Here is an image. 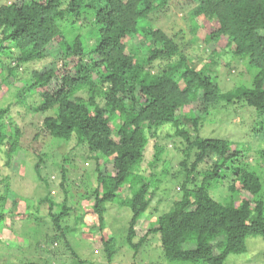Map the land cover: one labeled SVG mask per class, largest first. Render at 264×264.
<instances>
[{
  "label": "trees",
  "instance_id": "trees-1",
  "mask_svg": "<svg viewBox=\"0 0 264 264\" xmlns=\"http://www.w3.org/2000/svg\"><path fill=\"white\" fill-rule=\"evenodd\" d=\"M171 5L189 9L185 18L191 33L217 20L206 40L226 41L231 55L248 58V69L256 70L250 86L224 90L215 71L195 67L200 56L191 48L192 38L185 41L180 32L170 35L156 26ZM82 18L90 25L92 45L77 29ZM138 36L140 51L134 52L130 45ZM220 49L216 46L204 56L229 67ZM5 57L9 63L3 62ZM159 62L163 66L157 71ZM0 63L6 79L21 77L16 72L22 65H32L21 94L0 108V148L6 164L24 147L29 117L53 110L43 118V130L67 146H86L97 174L91 212L103 226L105 204L129 208L126 240L134 252L149 235L159 233L168 261L226 264L235 255L241 264H264V249L254 251L248 244L250 239L264 242V179L249 163L248 142L242 145L201 133L208 116L223 102L253 109L259 117L254 123L264 128V0H0ZM165 130L172 145L183 148L180 168L172 174L180 180L181 193L135 242L155 193L152 185L157 188L163 181L155 169L147 176L142 164L152 140L149 167L161 160L167 146L158 138ZM258 153L264 162V146ZM49 155L43 152L36 163L41 178V169L47 163L51 167ZM62 162L63 199L57 200L51 191L40 204L47 205L54 228L48 241L65 239L70 246L65 232L69 225L64 229L62 224L74 208L66 183L69 162L65 157ZM109 162L112 173L102 172ZM51 175L47 179L52 185ZM126 185L130 195L124 196ZM220 185L229 194L222 201L213 193ZM235 196L241 197L239 202ZM6 203L10 202L0 195V221L9 209ZM106 236L101 242L108 264H113L119 246L113 236ZM71 254L77 257L74 250Z\"/></svg>",
  "mask_w": 264,
  "mask_h": 264
},
{
  "label": "rangeland",
  "instance_id": "rangeland-1",
  "mask_svg": "<svg viewBox=\"0 0 264 264\" xmlns=\"http://www.w3.org/2000/svg\"><path fill=\"white\" fill-rule=\"evenodd\" d=\"M188 10H182L180 7L171 5L169 14L156 26L164 28L170 35L180 32L185 41L187 38H192L190 39L191 48L200 56L195 67L215 71L224 90L242 85L250 86L256 70L253 67L248 69V58L231 55L226 46V41L215 43L206 40L208 31L217 25L215 19L207 21L195 33L189 32L187 24L189 21L187 22L185 18ZM79 22L77 23L80 26L77 29L86 34L90 45L94 44L95 39L92 37L88 22L84 21L83 18ZM140 38L139 36L135 38V42L130 45L134 52L140 51L136 47ZM216 46L226 53L223 58L230 64L229 67L222 65L219 61L210 62V58L204 56V54L209 55ZM189 49L190 47L187 51ZM223 55L225 54H220V56ZM2 60L4 63L10 62V59L6 57ZM12 63L15 65V61ZM0 66L5 67L2 63ZM155 66L158 71L163 65L159 62ZM31 72L32 65L30 64L29 66L22 65L21 71L16 72L17 76H21L19 78L11 76L6 79V69L0 71V108L7 106L21 94L20 91L26 87L30 80ZM175 77L177 78V76ZM79 93L87 96L85 92ZM193 109L192 106L187 112ZM52 111L40 112L29 117L21 141L24 147H21L9 165L6 164L5 152L0 148V195H4L10 203L15 201L16 204H5L9 209L4 210L6 216L3 221H0V264H25L28 262H35L36 264H108L101 242L102 236L107 237L106 235L113 236L119 246V251L112 260L113 264H192L191 262L168 261L163 254L159 233L149 235L139 247L138 252H134L126 240L128 220L131 217L129 208L112 203L105 204L106 222L103 226L99 225L98 215L91 212L94 202L92 192L97 185L95 161L88 158L89 152L85 145L73 147V144H69L67 146L65 142L54 140L43 130V118ZM190 115H195V112L191 111ZM256 119L259 117L253 109L242 108L239 104L223 102L208 116L201 133L204 136L226 138L241 144L248 142L245 143V146L250 147L249 163L264 179V162L258 153L264 146V128L258 127V124L254 123ZM163 133L164 136H160L158 139L160 144L167 146V151L161 160L154 168L149 167L148 162L154 153V140H152L142 164V171L147 176L150 175L151 169H155L163 181L157 184V188L152 185L155 193L151 199L148 213L143 217L138 227V236L135 242L152 226L151 223L155 221L156 216L171 208L173 201L181 193L179 189L180 180L172 179V174L180 168L179 162L183 158V148L179 143L176 144L178 148L172 145V139L166 136L167 130ZM254 136H258L257 139ZM178 139L180 138L175 136V140ZM43 152L50 154L46 160H52L50 168L47 163L41 169L40 175L43 177L41 178L37 175L35 166L37 162L39 163V155H43ZM64 157L69 162L66 164V183L67 187H71V190L68 189L70 192L69 200L74 210L70 218L63 221L62 226L65 229V226L69 225V229L65 232L70 246L64 243L65 239L52 244L54 228L50 220L51 217L48 215L47 205L40 204L41 200L47 195L49 196L51 191L57 200L63 199L64 192L59 186L61 181L59 168L63 165ZM164 167L168 168L169 171L162 173ZM101 170L104 173H112L113 163L109 162L102 165ZM49 174H52L51 178L55 179L52 185L47 179ZM213 193L221 201L229 195L225 185H220ZM123 195H130L128 185L124 187ZM240 198V196H235L237 202ZM1 207L0 204V209H2ZM42 216L46 218V222ZM49 238L52 239L48 241ZM252 240L248 241L251 250L262 251L264 249L262 240H258L257 243ZM69 248L74 250L77 257L71 254ZM49 249H53L57 253H53ZM237 257L235 255L230 256L226 264H241V261L236 260ZM81 260H84V263Z\"/></svg>",
  "mask_w": 264,
  "mask_h": 264
}]
</instances>
